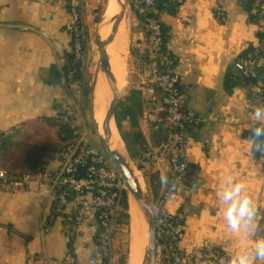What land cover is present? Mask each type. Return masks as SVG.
I'll return each mask as SVG.
<instances>
[{"label":"crops","instance_id":"crops-1","mask_svg":"<svg viewBox=\"0 0 264 264\" xmlns=\"http://www.w3.org/2000/svg\"><path fill=\"white\" fill-rule=\"evenodd\" d=\"M243 1L183 0L176 14L160 15L186 107L201 121L187 134L190 171L185 183L173 181L164 157L154 164L145 158L161 142V134L156 135L152 127L162 114L140 90L144 74L130 70L128 88L123 96L119 94L121 99L132 89L142 93L144 110L139 133L147 150L143 155L146 161L140 159L141 148L133 142L134 131L128 123L123 130L135 158L121 140L149 194L150 176H159L156 201L150 194L156 209L162 202L160 208L167 215L183 216L178 248L184 253L222 254L227 259L240 249L252 247L254 238L264 237V164L262 158L254 156L253 145L242 137L243 130L254 125L252 113L258 106L249 100L246 89L237 87L230 94L224 89V79L233 75L240 56L258 45V28L250 21ZM80 3L88 54L82 85L76 87L68 84L65 71L72 41L68 0H0V137L12 136L14 141L27 144L58 142L59 122L67 117L90 145L97 146L92 135L94 90L86 97L84 82L90 73L86 66L92 61L89 55L95 54L91 40L109 0L104 7V0ZM217 6L225 11L224 21L214 14ZM129 14L128 51L135 58L145 52V36L138 18L132 11ZM260 87L253 88L256 95ZM60 162L59 157L52 159L45 169L56 171ZM228 177L244 185L257 207L258 231L253 238L226 228L216 191ZM59 198L48 186L36 183L15 192L0 188V264H61L68 254L74 256L76 264H92L94 220L87 218L75 234L73 205L69 203L61 216L54 215ZM115 250L117 263L120 248ZM200 264L218 263L210 258Z\"/></svg>","mask_w":264,"mask_h":264},{"label":"built area","instance_id":"built-area-1","mask_svg":"<svg viewBox=\"0 0 264 264\" xmlns=\"http://www.w3.org/2000/svg\"><path fill=\"white\" fill-rule=\"evenodd\" d=\"M182 6L183 0H166ZM156 0H131L129 11L138 18L145 36L144 46L147 61L138 63L137 70L144 74L140 90L148 94L150 103L162 114L155 122L154 130L159 131L162 139L160 144L149 151L145 158L147 163L154 164L159 157H164L169 165L173 181L185 183L190 171L187 157V134L201 124L199 117L186 107L184 95L180 87V77L174 66L173 55L164 44L162 22L159 18L150 16L154 13ZM72 13V23L69 27L71 36L70 58L73 69L67 74L70 85L78 86L74 81L77 73L75 68L84 62L87 51L86 28L80 18V0H68ZM217 19H226L222 7L214 8ZM258 32L264 34V0H252L248 12ZM257 46L253 58L242 60L240 65L245 74L255 69L264 68V54ZM80 91L78 90V93ZM257 103V100L255 101ZM65 122H70L66 117ZM72 128H76L71 124ZM74 142L66 147L61 156L60 167L56 171L44 169L37 174L24 173L12 177L0 168V188L6 192H15L29 188L32 184L48 186L60 196L54 215L64 214L65 207L70 203L74 211L72 215L73 231L78 234L87 218L94 220V256L92 264L114 263L117 248L115 246L116 219L123 212L122 201L127 194L126 187L113 165L98 146H92L76 132ZM264 164V157H262ZM168 195L165 194V197ZM156 209L157 264H200L212 258L218 264H226L222 254L212 255L201 252L184 253L178 248L182 236V225L171 222L159 202ZM155 206V205H154ZM177 218L182 220L183 216ZM99 227L102 232L98 234ZM261 229L264 230V215ZM98 238V242L95 239ZM61 264H76L72 254L66 255Z\"/></svg>","mask_w":264,"mask_h":264},{"label":"trees","instance_id":"trees-1","mask_svg":"<svg viewBox=\"0 0 264 264\" xmlns=\"http://www.w3.org/2000/svg\"><path fill=\"white\" fill-rule=\"evenodd\" d=\"M247 5V11L249 12L250 4L252 0H244ZM155 10L153 14L150 16L159 18L163 13L176 14L179 6L175 3L166 1V0H156ZM250 18L251 22H254V18ZM99 21V19H98ZM97 21V22H98ZM140 21V20H139ZM142 29V26H140ZM162 31L164 34V44L167 45L168 42V33L167 29L162 24ZM258 45L264 54V34H257ZM85 50L87 51L88 45L87 43L84 45ZM256 47H250L246 50L238 59V63L242 60H247L254 57ZM138 63L147 61V52H144L142 55L135 57ZM174 66L175 60L173 57ZM77 69V73L74 77V81L78 83V85H82V80L84 77V62L78 64L75 67ZM73 69V64L71 58L68 64L65 67L66 74H68ZM90 79L87 77L85 84V94L86 97L90 95ZM257 85H260L261 92L259 95H256L253 92V88ZM242 87L247 90L248 98L251 102H255L257 100V106H264V68L255 69L253 72L249 74H244L243 77H237L228 74L224 79V89L226 93L230 94L232 91L237 88ZM88 108L90 107V99L87 98ZM144 110V100L142 97V93L139 90L132 89L130 90L124 98H121L116 110V125L117 129L120 133V136L125 143L128 151L133 157V152L131 149L132 143L129 142L127 136L124 133L123 125L128 123L131 129L134 131L133 133V142L135 144L140 145V156L142 163L145 162L144 154L146 153V148L144 145V140L142 135L139 133V124L143 117ZM154 126L152 127L154 133L156 135L159 134V131L154 130ZM254 126H261L260 124H255L248 129L243 130L242 137L246 139L248 142L252 141L253 145V153L257 158L264 157V137L255 138L251 135L252 128ZM59 127L61 129V134L59 135L58 142H48L41 144H27L22 142H16L12 139V136L2 135L0 137V168L8 172V174L12 177H18L24 173L37 174L41 172L46 163L52 159H56L61 156L63 151L68 146L64 144L76 139L75 133L78 132L77 128H72V125L69 122L61 121L59 122ZM257 145L259 147H257ZM143 152V153H142ZM135 158V157H133ZM190 167V166H189ZM139 168V167H138ZM189 174V173H188ZM150 183V194L152 197L157 198L159 191V176L157 174H152L149 179ZM122 209L123 212L116 219V225L123 231L125 227L130 228V214H129V199L127 194L124 195L122 201ZM171 222L174 224H183V220H179L177 216L172 217ZM102 232V229L99 227L98 234ZM118 235V234H117ZM95 242H98V238L95 239ZM119 254L121 249L118 250ZM119 260L117 263L113 264H127V259L123 253L119 255ZM104 264H107L104 261Z\"/></svg>","mask_w":264,"mask_h":264},{"label":"water","instance_id":"water-1","mask_svg":"<svg viewBox=\"0 0 264 264\" xmlns=\"http://www.w3.org/2000/svg\"><path fill=\"white\" fill-rule=\"evenodd\" d=\"M130 1L131 0H123V3H121L120 0H116L117 6L120 8L119 14L115 16L112 20H110L108 24L104 23L102 19L97 30L96 43L100 52V69L97 76L99 74L104 75L112 99L107 107L105 120L102 126L104 135H100L99 127L97 124H95V130L97 132L100 144L107 158L109 159L115 171L119 174L122 181L124 182L128 199L130 197L133 199L135 204L138 206L143 216V220L146 224L148 241L147 247L144 252V264H157L158 243L156 238V211L154 202L152 201L145 184H141V176L136 175L137 171L133 167L128 156H122L120 153H118L117 151H113L111 148V125L112 123H114L115 128L117 129L115 116L120 98L117 89V82L111 71L110 57L108 56L107 50L113 44L121 23L124 20H127V13L129 12ZM241 4L245 5V7L247 6L245 4V1L241 2ZM108 25H112L110 36L106 40L102 41L99 36V33L103 28H106ZM244 74V68L240 64H236L233 68V75L237 77H243ZM60 160L61 158H59V161Z\"/></svg>","mask_w":264,"mask_h":264},{"label":"bare ground","instance_id":"bare-ground-1","mask_svg":"<svg viewBox=\"0 0 264 264\" xmlns=\"http://www.w3.org/2000/svg\"><path fill=\"white\" fill-rule=\"evenodd\" d=\"M123 3V0H120ZM120 12V8L117 6L116 0H109L108 7L103 14L104 23H109ZM112 25H108L103 28L99 36L102 41L106 40L111 33ZM128 42L129 34L126 26V20H124L114 39L113 44L108 48L107 53L110 57V66L113 76L117 82V89L120 93L123 88L124 77V63L128 56ZM94 91V115L93 120L99 127L100 135L103 136V122L105 120L106 110L111 102L112 96L108 89L105 77L103 74H99L95 83ZM112 138L111 148L113 151H117L122 156H126L123 142L121 137L115 128L114 123L111 125ZM136 175H140L136 172ZM141 184L143 181L140 178ZM143 187V186H142ZM129 214H130V233H129V253L128 264H144V252L147 247L148 235L147 227L143 220V216L135 204L133 199L129 198Z\"/></svg>","mask_w":264,"mask_h":264},{"label":"clouds","instance_id":"clouds-1","mask_svg":"<svg viewBox=\"0 0 264 264\" xmlns=\"http://www.w3.org/2000/svg\"><path fill=\"white\" fill-rule=\"evenodd\" d=\"M252 118L254 125L259 123L261 126H254L251 135L255 138L264 137V106L255 108ZM216 199L230 232L241 233L249 238L256 236L257 207L241 182L226 178L217 188ZM226 264H264V237L254 238L252 247L234 252L227 258Z\"/></svg>","mask_w":264,"mask_h":264},{"label":"rangeland","instance_id":"rangeland-1","mask_svg":"<svg viewBox=\"0 0 264 264\" xmlns=\"http://www.w3.org/2000/svg\"><path fill=\"white\" fill-rule=\"evenodd\" d=\"M105 2L106 0H104V4H103V7L105 6ZM103 16V12L101 14ZM129 12L127 13V18L129 17ZM102 20V18H101ZM101 22V21H100ZM126 23H127V28H128V34L130 35V31H129V25H128V19L126 20ZM100 23L97 25L96 27V30H95V34H93V38H92V44H93V49H94V52L95 54L93 53V55H89V57L91 56V62L89 64V62L87 61L88 58L86 59V64L88 62V64L86 65L87 66V69L90 71L89 75H88V78L90 79V88H91V93L93 92L94 90V86H95V81L97 80L98 76V72H99V69H100V52H99V49L97 47V43H96V35H97V30H98V27H99ZM128 46H129V42H128ZM129 51H130V54H129ZM128 51V56H127V59L124 63V77H123V88L121 89L120 91V96H123L126 89L128 87H126V77L127 75L129 74L130 70H131V73L132 72H135L137 71V65H138V62L136 60V58H134L132 55H131V50ZM88 54V52H87ZM86 54V55H87ZM92 56H93V59H92ZM91 65V66H90ZM133 67V69H132ZM135 75V74H134ZM97 77V78H96ZM93 95V93H92ZM93 132H92V135H93V138H95L96 140V143H97V146L104 152L101 144H100V140H99V137L97 135V132L95 130V127H94V123H93ZM126 157V156H125ZM129 233H130V228L129 227H125V229L123 231H118L116 233V237H115V246L117 245V248H120L121 249V253H123L126 257V261H127V264H128V253H129Z\"/></svg>","mask_w":264,"mask_h":264}]
</instances>
